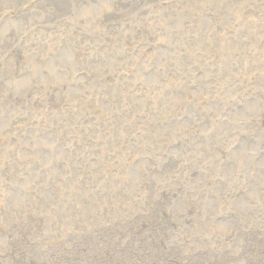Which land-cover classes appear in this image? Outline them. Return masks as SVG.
Masks as SVG:
<instances>
[{"label":"rangeland","instance_id":"rangeland-1","mask_svg":"<svg viewBox=\"0 0 264 264\" xmlns=\"http://www.w3.org/2000/svg\"><path fill=\"white\" fill-rule=\"evenodd\" d=\"M3 228L0 264H264V0H0Z\"/></svg>","mask_w":264,"mask_h":264},{"label":"bare ground","instance_id":"bare-ground-1","mask_svg":"<svg viewBox=\"0 0 264 264\" xmlns=\"http://www.w3.org/2000/svg\"><path fill=\"white\" fill-rule=\"evenodd\" d=\"M67 1V0H66ZM118 4V3H117ZM8 5V4H7ZM16 5V4H15ZM14 6V5H13ZM60 6V5H59ZM12 7V6H11ZM15 7V6H14ZM31 9V8H30ZM5 12V11H4ZM61 13V12H60ZM102 111V110H101ZM83 116V115H82ZM96 116V115H95ZM103 117H104V115H103ZM107 118V117H106ZM92 119V118H91ZM5 143V142H4ZM164 147V146H163ZM158 148V147H157ZM164 149V148H163ZM154 157H156V156H154ZM15 158V157H14ZM178 167V166H177ZM138 213V212H137ZM140 213V212H139ZM147 214V213H146ZM157 220V219H156ZM157 223V222H156ZM128 226V225H127ZM127 226H122L124 229H126V228H128ZM30 227H32V226H27L26 224L24 225V227H20L19 228V230H16V232L17 231H20V232H22L23 234H24V232L25 231H31V230H29L28 228H30ZM137 227H139V226H134V227H131V228H129V229H126L124 232H118V233H116V234H113L112 232H110L109 230H107L104 234H105V237H107V235H108V233H112V238H118L119 237V239H117V241L119 242V244L120 243H122L124 240H125V238H126V236H128V237H131V238H134V237H137V235H138V231L140 232L141 230L139 229V228H137ZM24 228H25V230H24ZM122 228V229H123ZM145 228V227H144ZM147 228V227H146ZM112 229V228H111ZM110 229V230H111ZM121 229V228H120ZM1 231H4V232H2V233H4L3 235H0V236H3V237H6L7 238V240H10L11 239V235H10V233H9V230H5L4 228H3V230H1ZM109 231V232H108ZM15 232V233H16ZM115 233V232H114ZM143 233V232H142ZM23 234L22 235H20V233H18V235H17V237L15 238V239H13V240H11V243H10V246L12 247V248H15L16 246H19L21 243H22V238L24 237L23 236ZM36 235V234H35ZM92 235H94L95 237H96V241H97V243L99 244V243H102V238H101V240L100 239H98V232L97 233H93ZM150 235V234H149ZM12 236H14V235H12ZM23 236V237H22ZM100 236V235H99ZM103 236V235H102ZM27 237V236H26ZM125 237V238H124ZM120 239H122L121 241L122 242H120ZM141 239V238H140ZM166 239V238H165ZM98 240H100V241H98ZM143 240V239H142ZM133 241V240H132ZM31 243V242H30ZM81 243V242H80ZM152 243V242H151ZM87 244V243H86ZM72 245H73V243H71V244H63L62 245V243H60V244H58V246H55V247H50L49 249H48V252H50L48 255H45L44 253V255H43V257L44 258H42V260L41 261H44V262H41V261H39L38 262V264H69V261H68V257H69V254L70 255H72L73 256V254L74 255H77L79 252H81L80 251V249L78 248V247H75V248H73L72 247ZM127 245V244H126ZM139 245V244H138ZM69 246V247H68ZM81 246V245H80ZM92 246V245H91ZM124 246V245H123ZM122 246V244H120V247H123ZM72 247V248H71ZM85 247V246H84ZM92 248V247H91ZM131 248V247H130ZM135 248V247H134ZM137 248V247H136ZM135 248V249H136ZM32 250V249H31ZM70 250V251H69ZM99 250V249H98ZM75 251V252H74ZM109 251H110V249H109ZM128 251V250H127ZM34 252V251H33ZM83 252V251H82ZM96 251L94 250L93 251V253L94 254H92L93 255V257L91 258L92 260H88L87 261V259H86V262L85 263H83V260H82V262H80L79 264H99L97 261L96 262H94L93 260H95V259H97L98 260V255H99V253L98 252H96ZM144 252V251H143ZM29 253H31L30 252V250H29ZM15 254V253H14ZM19 254V253H18ZM134 254V253H133ZM164 253L163 252H161V254H157L156 253V255L154 256V259L155 260H159V264H164V256L162 257V255H163ZM91 255V256H92ZM126 254H122V252H120V256L119 257H126L125 256ZM19 256V255H18ZM46 256H47V258H46ZM131 256V255H130ZM166 256V255H165ZM16 257V256H15ZM76 257V256H75ZM17 258V257H16ZM39 258V257H38ZM87 258V257H86ZM95 258V259H94ZM70 259V258H69ZM120 259V258H119ZM99 260H101V259H99ZM73 261V260H72ZM71 261V262H72ZM103 261V260H102ZM115 262V261H114ZM155 262V261H154ZM132 262L130 261V258L127 260L126 258H124L123 260H122V262H121V264H131ZM105 264V263H104ZM154 264V263H153ZM165 264H167V263H165Z\"/></svg>","mask_w":264,"mask_h":264}]
</instances>
